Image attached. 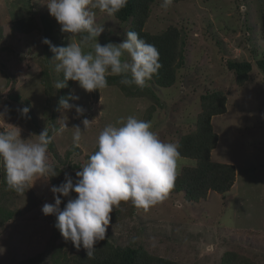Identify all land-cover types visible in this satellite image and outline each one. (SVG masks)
I'll list each match as a JSON object with an SVG mask.
<instances>
[{"label": "rangeland", "instance_id": "rangeland-1", "mask_svg": "<svg viewBox=\"0 0 264 264\" xmlns=\"http://www.w3.org/2000/svg\"><path fill=\"white\" fill-rule=\"evenodd\" d=\"M162 2L156 0L151 5L144 30L154 34L175 25L185 34L188 50L186 66L178 68V80L172 86L159 88L147 82L157 96L153 100L149 94L136 93L135 85L121 83L89 93L77 81L68 80L67 87L56 89V82L64 76L55 71L54 53L43 40L47 37L54 45L67 46L81 38L61 31V25L49 14L47 0H0V112L3 105L11 109L0 116V130L16 126L22 139L34 142L38 137L33 133L51 128L50 113L57 106L60 111L55 124L59 129L66 121L68 128L59 135L52 133L55 152L48 150L47 155L59 169L75 172L71 166L79 165L82 170L88 163L106 125H115L130 115L144 120L149 109L152 130L162 141L177 143L195 129L199 95L222 91L226 110L212 119L219 140L211 159L234 165L233 185L224 193H208L198 202L187 201L181 192L169 193L147 211L130 201L121 202L111 213L106 239L114 246L143 247L176 264H221L225 251L245 256L253 264H264V74L256 65V60L264 57V9H257L256 0H180L167 10L161 7ZM93 11L97 25L105 28L99 43H120L127 38L129 23L99 9ZM40 14L51 24L49 36ZM28 16L33 17V28L23 34L13 22ZM92 43L83 50L92 51ZM231 59L251 63L243 84H237L234 72L226 68ZM45 68L51 77L47 84L40 74ZM69 94L80 97L69 99V103L82 106V115L75 107H60L59 101L68 99ZM24 107L29 108L28 118L18 111ZM85 118L90 120L87 129L82 123ZM77 125L82 133L80 147L65 156L64 148L74 147L73 126ZM195 163L179 157L177 173ZM4 175L0 163V194L5 198L10 190L2 182ZM51 187L50 179H38L25 193L16 192L9 198V209L18 214L0 227V251L4 250L0 264H61L62 255L69 259L83 250L62 237L54 226L55 215L42 213L45 203L55 202ZM61 199L63 209L68 198Z\"/></svg>", "mask_w": 264, "mask_h": 264}, {"label": "clouds", "instance_id": "clouds-1", "mask_svg": "<svg viewBox=\"0 0 264 264\" xmlns=\"http://www.w3.org/2000/svg\"><path fill=\"white\" fill-rule=\"evenodd\" d=\"M173 3L174 0H163L161 7L167 10ZM45 4L49 14L61 25L62 32L81 38L79 43L67 46L54 45L48 38L43 40L54 53L51 60L57 61L55 71L64 76L63 81L56 82V89L67 87V81L72 80L86 92L100 91L109 87L107 76L114 75L121 77V84L143 90L158 74L162 67L158 49L136 31H128L127 38L120 43L109 41L102 45L98 42L105 28L97 25L93 10L115 16L127 6L128 0H47ZM93 41V50L85 52L83 48ZM69 99L79 100L80 97L69 94L68 99L59 101L60 107L64 110L75 107L76 113L82 115L85 109L69 103ZM10 111L8 105H3L0 116ZM18 111L28 118V107ZM82 123L87 129L90 120L85 118ZM73 127V146L78 148L81 128ZM67 128L64 121L53 131L59 135ZM32 136L38 139L34 142L22 139L20 128L16 126L0 130V163L8 188L17 193H25L38 179H50L59 174L47 155L53 140L49 130L44 128ZM97 145L98 150L89 156L82 170L75 172V177L65 172L64 181L58 186L52 185L54 204L42 206L44 215L56 216L54 226L62 237L71 241L77 250L83 247L89 259L94 258L95 245L105 240L111 213L121 202L130 201L137 209L147 211L167 198L175 184L181 155L178 143L162 141L152 130L150 121L132 115L121 118L115 125H106L98 135ZM72 192L77 194L74 198ZM61 197L68 198L63 209L60 208Z\"/></svg>", "mask_w": 264, "mask_h": 264}, {"label": "trees", "instance_id": "trees-1", "mask_svg": "<svg viewBox=\"0 0 264 264\" xmlns=\"http://www.w3.org/2000/svg\"><path fill=\"white\" fill-rule=\"evenodd\" d=\"M32 1V0H28ZM34 1V0H33ZM156 0H128L127 6L117 13L115 17L120 22L129 23L128 31H136L141 38L147 43L154 45L160 53V62L162 67L159 69L158 74L154 75L150 82L155 87L166 88L172 86L178 80V68L186 66L187 57V39L182 30H179L175 25L168 26L160 33H149L144 30L145 23L149 17L151 5ZM163 1V0H162ZM180 0H174L178 2ZM252 3V2H251ZM248 4V3H247ZM257 9H264V0H256ZM246 10V9H245ZM244 10V11H245ZM41 20L44 22L43 26L45 34H50L51 24L45 14H40ZM259 17V12H258ZM33 17H18L14 20L13 25L23 34H28L33 28L30 21ZM260 20V19H259ZM264 21V11L262 15ZM264 29V28H263ZM27 32V33H26ZM44 34V35H45ZM49 36V35H48ZM47 38V37H45ZM49 39V38H48ZM226 68L233 71L237 84H242L248 79V73L251 70V63L247 60L237 61L228 60ZM257 67L264 74V57L256 60ZM42 82L45 84L50 80L49 69L40 71ZM108 84L119 85L121 77L108 76ZM149 82V83H150ZM125 89V87H122ZM138 94H149L150 99L155 100L156 94L150 86H146L143 90L136 88ZM15 100L17 98H14ZM57 106L50 113V126L49 135L54 133V129L58 130L55 124L57 121L60 109ZM226 110V95L220 90L206 91L199 95V111L195 116V129L183 135L177 142L180 147V157H188L195 160L194 166H184L180 172L177 173L173 189L169 193H182L187 201L198 202L201 199H206L211 192L224 193L234 183L235 170L234 165L215 161L211 159V151L216 147L219 136L213 131L211 119L212 117L223 114ZM152 112L148 109L146 111L145 121L150 119ZM48 150L55 152V146L52 141L48 146ZM98 150V146L94 152ZM65 156L71 155L77 151V147L64 148ZM93 152V153H94ZM59 172L58 176L50 178V184L59 185L64 181V170L53 164ZM72 170L78 171L80 166L73 167ZM2 169L5 170L2 164ZM75 171V172H76ZM75 172H68L75 177ZM2 182L8 190L5 175L2 177ZM10 194L4 198L0 194V227H4L6 221H12L18 214L15 210H10L8 207L9 198H13L16 193L10 190ZM209 193V194H208ZM76 194L71 193V196ZM53 216V215H51ZM94 258L89 259L86 256V250L77 252L71 258L62 255L64 264H176L175 262L166 258L154 256L148 253L143 247H130V246H114L106 238L95 245ZM56 259V258H55ZM221 264H253L245 256H239L232 251H225Z\"/></svg>", "mask_w": 264, "mask_h": 264}]
</instances>
